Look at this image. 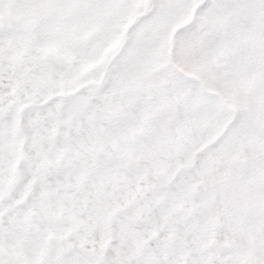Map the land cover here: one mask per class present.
Here are the masks:
<instances>
[{
	"label": "snow or ice",
	"instance_id": "1",
	"mask_svg": "<svg viewBox=\"0 0 264 264\" xmlns=\"http://www.w3.org/2000/svg\"><path fill=\"white\" fill-rule=\"evenodd\" d=\"M0 264H264V0H0Z\"/></svg>",
	"mask_w": 264,
	"mask_h": 264
}]
</instances>
